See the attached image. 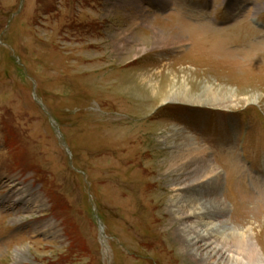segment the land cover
Segmentation results:
<instances>
[{
	"label": "rangeland",
	"instance_id": "rangeland-1",
	"mask_svg": "<svg viewBox=\"0 0 264 264\" xmlns=\"http://www.w3.org/2000/svg\"><path fill=\"white\" fill-rule=\"evenodd\" d=\"M159 2L0 0V264H212L168 210L182 142L264 259V0Z\"/></svg>",
	"mask_w": 264,
	"mask_h": 264
},
{
	"label": "bare ground",
	"instance_id": "bare-ground-1",
	"mask_svg": "<svg viewBox=\"0 0 264 264\" xmlns=\"http://www.w3.org/2000/svg\"><path fill=\"white\" fill-rule=\"evenodd\" d=\"M235 49L240 50L242 46H235ZM141 79L140 84L148 85L146 77H141ZM183 92L176 89L173 96H182ZM184 94L186 96L187 93L184 92ZM208 95L210 96V92ZM172 136L175 137L174 134ZM176 147H178L177 152L171 154L170 162H167L168 168L173 171L183 170L186 176L183 181L174 183L173 190L186 189L187 192H194L195 188L199 190L198 195L194 193L181 195L179 191L170 197L168 210L172 213L174 220L180 222L175 231L179 240L191 249L194 258L202 262L264 264V259L257 246L243 235L242 231L235 230L229 233L228 205L223 202L219 193L214 194V191L221 187L220 172L215 170L213 163L208 162L209 159L208 161L204 159L206 151L194 142L178 143ZM181 160L188 162H178ZM39 197L35 195L32 200L38 202ZM102 237L104 238V233Z\"/></svg>",
	"mask_w": 264,
	"mask_h": 264
}]
</instances>
